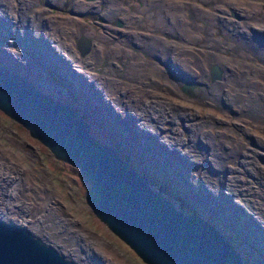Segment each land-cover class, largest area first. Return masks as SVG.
<instances>
[{"label":"rangeland","instance_id":"1","mask_svg":"<svg viewBox=\"0 0 264 264\" xmlns=\"http://www.w3.org/2000/svg\"><path fill=\"white\" fill-rule=\"evenodd\" d=\"M127 1L134 7L137 6V8H142L145 5L144 0ZM163 1L167 3L175 0ZM184 1L185 5L181 10L189 12L190 15L185 14V16H182L180 13L168 12L167 17L164 18L165 20L167 18V21L173 17L176 19L171 21L186 19L187 22L185 24H181L180 21V27L184 31H187V25H191L189 21L193 22V26L198 27L197 33L193 34L199 39H192L193 41H187L188 43L183 41L179 36L180 34L174 33L175 27L170 30L165 29V27H168L167 22H165L164 26L159 23L155 24V33L169 42L173 41L170 42L172 46L179 44L184 49L190 48L189 51L178 53V51L176 52V50L172 49L168 53H164V56H158L159 58L157 57V59L156 56L155 58L151 55L149 56L145 51L141 52L145 66L150 68L153 65H161L164 69L163 75L153 76V74L149 75L147 73L146 76H141L140 78L137 74L134 75L133 72L128 73L124 67L125 64L122 63L126 56L122 58L121 56L124 54L115 53L114 50L119 49V47L113 48L119 46L114 42L121 39V37L119 38L118 33L111 36L108 35L95 22L103 25L105 23L115 25L116 21L119 20V16L132 15L135 10L127 7L125 12H119V14L114 15L115 12H106L108 0H85V2H88L85 4L93 5L95 9H93L94 18L89 15L84 21L96 29L97 32L95 34L101 32L104 34L101 36L106 37L101 38L102 40L97 44L98 49L95 48L97 51H90L86 55H81L75 46L76 41L78 44L79 38L76 36L75 41V38L71 35L68 22L58 23L56 20L59 18H55L57 15L71 16V18L75 19L79 17L78 19L83 20L82 14L79 12L85 9V5H81V8L75 5V3L81 1L0 0V61L3 60L13 71H24L28 75L27 77L37 83L38 81L41 82L42 85L48 83L50 88H58L64 85L70 99H72V93H75V97L78 96L76 94L77 91L81 93V97L86 95L91 103L96 105L94 104L93 108L91 107L92 109L82 108V111L90 122L91 131L101 141L117 146L120 153L125 157L128 156L127 158L139 171L147 174L154 187L162 189L167 197L179 208L199 214L201 213L198 211L209 210L210 215L214 219L213 222L219 220L218 222L223 225L228 234H233L232 230L235 231L237 244L243 254H246L244 256L251 264H264V0H230V2L226 3L228 6L225 7L223 3H214L213 12L208 15L211 18L207 19H201L192 13H205L200 7L209 9V1ZM253 1H256L262 8H257L255 5L247 3H253ZM4 3L7 6L2 8ZM111 5L114 6L113 9L116 11L115 6L118 5ZM122 5L123 7L127 5L125 0ZM194 6H198V8L194 9ZM61 8L66 9L61 10ZM68 9L73 12H69ZM224 11H227L225 20H217L216 18L219 17L214 13L224 15L226 13ZM147 13L156 17L157 9L150 7ZM173 14L176 16H172ZM100 16L108 18L110 21H102ZM46 18L53 23V26L45 27ZM158 19L159 22L165 21L162 18ZM221 20L227 21V24L225 25ZM129 25L124 24V27ZM203 26L205 29L202 28ZM113 29L119 31V26L116 25V28ZM243 29L252 35L248 40L243 38L247 39ZM129 30L130 27L123 28V31ZM138 31L144 32L142 28L138 29ZM62 33L64 34L61 35ZM43 34L47 38L44 39ZM57 39H67V42L73 43L72 52L65 48L66 45L64 47L60 42L58 43ZM242 41L244 42L242 43ZM112 43L115 45H112ZM42 45L45 50L42 49ZM52 49L58 50L65 60L58 59L55 55L56 52ZM258 51H261V53H258ZM209 52L215 57L214 59H209ZM135 53L140 55L139 52L135 51ZM78 56L84 60L80 61ZM88 56L91 57L89 58ZM220 56L222 57L221 60L219 59ZM181 57L188 59L189 62L185 64ZM128 60L135 61L134 58L129 57ZM175 62L178 63V67ZM217 62L221 66L224 62L225 65H228H226L227 69L222 71L220 78L213 79L210 70L213 65L217 66ZM69 65L73 68L75 67L77 72L71 70ZM223 68L222 66L221 70ZM185 70L188 73H185ZM78 72L82 74L80 75ZM99 74L102 75L98 76ZM226 74H230L229 78H233L231 86L228 87L223 83ZM82 75L85 76L84 79L88 84L82 82ZM66 79L71 81L69 86L65 84ZM105 79L108 82H105ZM252 80L253 83L251 82ZM183 81H189L193 84V93H188L184 90V86H181ZM115 82L119 88L114 91L108 85H110L109 83L114 85ZM98 84L102 86L100 87ZM201 85H204V90L207 89L206 91L209 94H213V92L215 94L217 91L220 95H229V97H234L235 94H245L247 97L244 96L247 100L249 97V102L257 101V105L248 104V109H243L233 101L229 102L218 97L216 99L211 98L212 96H209V94L207 96L203 95L204 90H202ZM89 92L93 95H90L92 99L88 96ZM196 92H199L198 95ZM130 93L134 94L130 96L132 101H136L140 97L143 98L142 102L145 103L141 104L142 107L133 105L135 102L132 103L131 101H128V103L132 106L113 102L117 95L127 98L124 94ZM120 101L123 102L122 99ZM85 102L86 106L90 107V102L87 99H85ZM151 104L154 106L152 107ZM259 104L260 106H258ZM253 105L257 107L255 108ZM145 106H149L151 109L148 108L147 111ZM183 110H186L185 113ZM143 115L146 116L144 117ZM164 125L165 127H163ZM217 135L223 136V140L222 137L219 138L222 140L219 145L212 138ZM161 137L166 138L160 139ZM219 147L220 150H218ZM222 148H227L226 160L223 158ZM143 154L145 157L142 156ZM250 154L252 155L250 156ZM141 156L142 158H139ZM198 179L199 181H197ZM176 181L192 192L187 201L185 200L188 197L185 194L187 190H184V186L176 184ZM234 181L241 184L240 187L244 188L246 186L250 189L246 191L237 186L233 191L241 192L242 195H235L227 188V185L233 184L232 182ZM87 185L88 183L82 179L81 170L78 166L55 157L47 145L32 136L23 124L0 109V216L7 220L27 225L36 236L55 246L66 257L72 259L74 264H149L95 214L85 197ZM179 196L181 201L185 198L186 206L181 205L182 203L178 199ZM9 212L10 216L7 214ZM220 218L229 220L234 225L229 221L227 224L225 221L220 222L222 221ZM238 226L243 227V229L238 230ZM247 229L249 230L248 234ZM254 234L257 237L255 239L253 237ZM253 240L255 241L253 242ZM248 241L251 242L249 243ZM248 244L251 247H248ZM252 257H254L255 261H253Z\"/></svg>","mask_w":264,"mask_h":264},{"label":"water","instance_id":"2","mask_svg":"<svg viewBox=\"0 0 264 264\" xmlns=\"http://www.w3.org/2000/svg\"><path fill=\"white\" fill-rule=\"evenodd\" d=\"M78 46L81 54L89 52L90 37L81 34ZM53 51L58 59H64L58 50ZM69 67L77 72L75 67ZM211 73L212 78L221 75L219 67L214 65ZM27 76L24 71H13L0 61V109L23 124L55 157L80 168L82 179L88 183L85 197L92 210L144 261L149 264H251L242 250L240 253L229 243L223 226L219 228L201 214L179 208L117 146L101 141L91 131L82 108L91 109L95 103L86 95L80 97L77 91L80 98L74 101L68 97L64 85L50 88ZM84 77L82 82L87 83ZM184 90L193 93V84L186 82ZM84 99L90 102V107ZM0 264L74 262L36 236L27 225L0 216Z\"/></svg>","mask_w":264,"mask_h":264},{"label":"bare ground","instance_id":"3","mask_svg":"<svg viewBox=\"0 0 264 264\" xmlns=\"http://www.w3.org/2000/svg\"><path fill=\"white\" fill-rule=\"evenodd\" d=\"M79 1H81V2H77V3H75V5H76V7H80L81 5H85V9L83 10V11H81V12H79L80 14H82L81 16H82V18H83V20L82 19H78V18H71V16H66V17H64V16H61V18L60 19H57L56 21L58 22V23H61V22H68V26H69V28H70V30H71V35L75 38V41H76V36H78V38H79V40H80V34H85V35H87L88 37H90V39H91V41H92V47H91V50L90 51H94V50H96L95 48H97V44L99 43V41L100 40H102L101 38H106L105 36H101V35H104L103 33H101V32H98L97 34H95V32H97L96 31V29L94 28V27H91V26H89L88 25V23L86 22V21H84V19H87L88 17V14L90 13V12H93V10L92 9H90L91 7H93V5L91 6L90 4L88 5V4H85V3H88V2H85V0H79ZM145 1V5H144V7H142V8H136L135 9V11L134 12H132V15H126V16H119V20H117L116 21V23H115V25H111L110 23H105V25H103V24H101V23H99V22H95L97 25H99V26H101L102 27V30L105 32V33H107L108 35H113V34H115V33H118V35H119V38L121 37V39H119V40H116V42H114V43H116L117 45H119V46H116V47H113L114 49L115 48H117V47H119V49H115L114 51H115V53H119V55H121V54H124L123 56H121L122 58H125V56H126V58L123 60V64H125V68H126V70L128 71V73L130 72V73H134V75L135 74H137V76H139L140 78H141V76H146V74L148 73L149 75L150 74H153V76L154 75H163L164 73H163V71H164V69H163V66H159V65H153V66H151L150 68H147L145 65L146 64H144V62H143V55L141 54V52L142 51H145V53H147L149 56L151 55V56H153L154 58H155V56H156V59H157V57L158 56H161V55H163L164 56V53L166 54V53H168L169 51H171L172 49H174V50H176V52L178 51V53L179 52H187V51H189V49H184V47H182V46H179V44H177V45H175V46H172L171 44L172 43H170V42H173V41H168L167 39H165V38H163L162 36H160V35H158V34H156L155 33V24H157V23H159V24H161V26L163 25L164 26V24H165V22H167V24H168V27H165V29L166 30H170L172 27L174 28L175 27V30L174 29H172V30H174L175 32V34H177V35H179L180 37H181V39L183 40V41H191L192 39H197L198 37H195L194 36V34L193 33H197V28L198 27H194L193 25H194V23L193 22H191V21H189V23L191 24V25H187V31H184L183 30V28H181L180 27V21H181V24H185V22H187L186 21V19H184L183 17H181V18H183V20H179V21H177V20H174V21H171V20H173V19H176L175 17H173V18H171V20H168L167 21V18H166V20H165V18L164 17H167V14H168V12H173V13H180L182 16L184 15L185 16V14H187V15H190V13L189 12H187V11H183V10H181V8L185 5V1L184 0H175V1H172V2H167V3H165L163 0H144ZM208 2L209 1V9H206V8H202V7H200L202 10H203V12H205V13H192L193 15H196L197 17H199V18H201V19H204V18H209L210 16H208V15H210L212 12H213V7H214V3H223L224 5V7L225 6H228V5H226V3L227 2H230V0H205V2ZM122 0H108V5H107V8H106V12H109V13H111V12H115V14L114 15H117L118 13H119V10H123V6H122ZM239 2V1H238ZM246 2V1H245ZM249 5H255L257 8H262L261 7V5H259L256 1H253V3H249V2H247ZM111 4H116V5H118L119 6V8H118V6H115L116 7V11H114V6L113 5H111ZM7 6V4L6 3H4L3 4V6H2V8H4V7H6ZM91 6V7H90ZM177 6H178V9H177ZM83 7H82V9H83ZM150 7H155L156 9H157V16L155 17V15H151V14H149V13H147V10L150 8ZM189 7H191V6H189ZM8 8V7H7ZM81 8V7H80ZM87 8H89V9H87ZM192 8V7H191ZM196 8H198V6H194V9H196ZM63 8H61V10H62ZM66 8H64L63 10H65ZM8 10V9H7ZM68 10H70L71 12H73L71 9H68ZM171 10H173V11H171ZM258 10V9H257ZM3 12H5V11H3ZM224 12H226L224 15H219V13H214L217 17H219V18H216L217 20H220V19H224L225 20V17H227V11H224ZM257 12V11H256ZM137 13H139V14H137ZM4 14V13H3ZM141 14H143L142 16H140ZM175 14H173L172 16H174ZM178 15V14H177ZM207 15V16H206ZM7 16V15H6ZM169 16V15H168ZM176 16V15H175ZM212 16V15H211ZM56 18H57V16H55ZM93 18H94V15L92 16ZM170 17V16H169ZM44 18V17H43ZM100 18H102L101 20L102 21H110L108 18H104V17H101L100 16ZM157 18H162V19H164L165 21L164 22H159V19L157 20ZM211 18V17H210ZM213 18V17H212ZM236 18V17H235ZM45 19V18H44ZM43 19V20H44ZM180 19V18H179ZM232 19V18H231ZM245 19V18H244ZM61 20V21H60ZM136 20V21H135ZM212 20V19H211ZM233 20V19H232ZM88 21H90V20H88ZM157 21V22H156ZM209 21V20H208ZM222 21V20H221ZM234 21V20H233ZM251 21V20H250ZM253 21V20H252ZM7 22V21H6ZM10 22V21H9ZM44 22V21H43ZM212 22H214V21H212ZM225 25L227 24V21H222ZM58 23H56V24H58ZM208 23V22H207ZM216 23V22H215ZM222 23V24H223ZM235 23H237V22H235ZM235 23H234V25H235ZM8 24V23H7ZM24 24V23H23ZM25 24H26V21H25ZM47 24V25H46ZM46 24H45V22H44V25H45V27L47 28V27H51V26H53V23H51L50 22V20L48 19V18H46ZM124 24H130L128 27H124ZM158 24V25H159ZM220 24V23H219ZM116 25L117 26H119V31H117V30H115V29H113V28H116ZM221 25V24H220ZM167 26V25H166ZM211 26V25H210ZM209 26V27H210ZM238 26V25H237ZM130 27V30L129 31H123V28H129ZM184 27V26H183ZM199 27H201L200 25H199ZM206 27V26H205ZM239 27V26H238ZM140 28H142V30L144 31V32H140V31H138V29H140ZM146 28H151V29H146ZM164 28V27H163ZM202 28H204V26L202 27ZM231 28V27H230ZM23 29H25V28H23ZM28 29V28H27ZM108 29V30H107ZM192 29H196V30H192ZM205 29V28H204ZM208 29V28H207ZM210 29V28H209ZM263 29V28H262ZM1 30V29H0ZM3 30V29H2ZM171 30V31H172ZM211 30V29H210ZM232 30V29H231ZM243 30H245V29H243ZM5 31V30H4ZM22 31V30H21ZM74 31V32H73ZM208 31V30H207ZM219 31V30H218ZM222 31V30H221ZM227 31V30H226ZM235 31V30H234ZM264 31V30H263ZM47 32V31H46ZM209 32V31H208ZM213 32V31H212ZM236 32H238V31H236ZM43 33V32H42ZM206 33V32H205ZM235 33V32H234ZM245 36H247V39L245 38V37H243L244 38V40H248L249 38H251V36L252 35H250V34H248L247 32H246V30H245ZM64 33H62L61 35H63ZM172 34V33H171ZM202 34V33H201ZM261 34V33H260ZM264 34V33H263ZM262 34V35H263ZM200 35V34H199ZM198 35V36H199ZM207 35V34H206ZM43 36H44V39L45 38H47L46 37V35H44L43 34ZM231 36H233V35H231ZM217 37V36H216ZM235 37V36H234ZM237 37H238V34H237ZM51 38V37H50ZM233 38V37H232ZM236 38V37H235ZM199 39V38H198ZM211 39V38H210ZM58 41V43L60 42V44L61 45H64V47H65V45H66V47L65 48H67L68 50H71V52H72V45H73V43H69V42H67L68 40L66 39V40H59V39H57ZM208 40V39H207ZM2 41V40H1ZM193 41V40H192ZM204 41V40H203ZM42 42V41H41ZM41 42H40V44H41ZM79 42V41H78ZM198 42V41H197ZM211 42V41H210ZM209 42V43H210ZM244 41H242V43H243ZM57 43V44H58ZM174 43H176L175 41H174ZM183 43V42H182ZM185 43V42H184ZM188 43V42H187ZM200 43V42H199ZM43 44V43H42ZM47 44V43H46ZM101 44V43H100ZM233 44V43H232ZM6 45V44H5ZM51 45V44H50ZM112 45H115V44H113L112 43ZM181 45V44H180ZM205 45V44H204ZM219 45V44H218ZM56 46V45H55ZM75 46L78 48V50H79V52H80V54H81V51H80V48H79V46H78V44H77V41H76V43H75ZM214 46V45H213ZM245 46V45H244ZM61 47V46H60ZM75 47V48H76ZM99 47V46H98ZM230 47V46H229ZM246 47V46H245ZM264 47V46H263ZM63 48V47H62ZM203 48V47H202ZM42 49H44L45 50V47L42 45ZM57 49H58V47H57ZM98 49V48H97ZM99 49H100V47H99ZM136 49V50H135ZM196 49V48H195ZM207 49V48H206ZM113 50V49H112ZM111 50V51H112ZM193 50V49H192ZM200 50V49H199ZM204 50V49H203ZM228 50V49H227ZM42 51V50H41ZM67 51V50H66ZM90 51L89 52H87L86 54H88V53H90ZM97 51V50H96ZM95 51V52H96ZM135 51L136 52H139V54L140 55H137L136 53H135ZM191 51V50H190ZM234 51H236V50H234ZM251 51V50H250ZM51 52V51H50ZM65 52V51H64ZM70 52V51H69ZM192 52V51H191ZM217 52V51H216ZM240 52V51H239ZM248 52V51H247ZM53 53V52H52ZM67 53H68V51H67ZM111 53V52H110ZM175 53V52H174ZM180 53V54H181ZM205 53V52H204ZM210 53V52H209ZM243 53V52H242ZM258 53H261V51L259 52L258 51ZM64 54V53H63ZM86 54H81V55H86ZM158 54V55H157ZM171 54V53H170ZM220 54V53H219ZM236 54V53H235ZM65 55V54H64ZM79 55V54H78ZM176 55H178V54H176ZM191 55V54H190ZM241 55V54H240ZM246 55V54H245ZM248 55H250V54H248ZM71 56V55H70ZM198 56V55H197ZM237 56V55H236ZM57 57V56H56ZM89 57V56H88ZM91 57V56H90ZM89 57V58H90ZM119 57V56H118ZM128 57L129 58H134L135 59V61H130V60H128ZM171 57V56H170ZM183 57V56H182ZM181 57V58H182ZM192 57V56H191ZM196 57V56H195ZM230 57V56H229ZM233 57V56H232ZM235 57V56H234ZM64 58V57H63ZM78 58H79V60L81 61V60H84L83 58H80L79 56H78ZM98 58V57H97ZM159 58V57H158ZM204 58V57H203ZM215 57L210 53L209 54V59L210 60H212V59H214ZM216 58H218V57H216ZM237 58V57H236ZM4 59V58H3ZM167 59V58H166ZM173 59V58H172ZM183 59V58H182ZM207 59V58H206ZM219 59L221 60L222 59V57L220 56L219 57ZM232 59V58H231ZM235 59V58H234ZM240 59V58H239ZM179 60H180V58H179ZM216 60V59H215ZM246 60V59H245ZM252 60V59H251ZM183 61L185 62V64H187L189 61H188V59H183ZM191 61V60H190ZM195 61V60H194ZM205 61V60H204ZM227 61V60H226ZM86 63H89L88 61H85ZM84 62V63H85ZM164 62H166V60H164ZM219 62V61H218ZM217 62V66L219 67V69H220V71H221V74L223 73L222 71H225L226 69H227V66L226 65H228V64H224L223 63V70H221L222 69V66L219 64ZM238 62V61H237ZM243 62V61H242ZM245 62V61H244ZM256 62V61H255ZM71 63V62H70ZM161 63V62H160ZM175 63H177V62H175ZM195 63H197V62H195ZM227 63V62H226ZM247 63V62H246ZM252 63H254V62H252ZM257 63V62H256ZM262 63V62H261ZM81 64V63H80ZM162 64V63H161ZM199 64V63H198ZM209 64V63H208ZM222 64V63H221ZM244 64V63H243ZM71 65V64H70ZM75 65V64H74ZM77 65V64H76ZM84 65V64H83ZM256 65V64H255ZM38 66H39V64H38ZM187 66V65H186ZM189 66V65H188ZM202 66H204V65H202ZM242 66V65H241ZM177 67H178V63H177ZM198 67V66H197ZM246 67V66H245ZM257 67V66H256ZM264 67V66H263ZM18 68V67H17ZM16 68V69H17ZM40 68V67H39ZM53 68V67H52ZM82 68V67H81ZM171 68H172V66H171ZM183 68V67H182ZM185 68V67H184ZM187 68V67H186ZM190 68V67H189ZM203 68V67H202ZM212 68V67H211ZM21 69V68H20ZM55 69V68H54ZM188 69V68H187ZM197 69V68H196ZM246 69V68H245ZM244 69V70H245ZM252 69V68H251ZM36 70V69H35ZM180 70V69H179ZM231 70H233V69H231ZM243 70V71H244ZM63 71V70H62ZM80 71V70H79ZM87 71V70H86ZM109 71V70H108ZM183 71V70H182ZM191 72H192V70H190ZM211 71V70H210ZM259 71V70H258ZM82 72V71H81ZM185 73H188V71H184ZM199 72V71H198ZM207 72V71H206ZM227 72V71H226ZM233 72V71H232ZM256 72V71H255ZM50 73H51V71H50ZM86 73V72H85ZM112 73V72H111ZM128 73H127V75H128ZM183 73V72H182ZM200 73V72H199ZM240 73H241V71H240ZM31 74V73H30ZM52 74V73H51ZM82 74V73H81ZM84 74V73H83ZM88 74H90V73H88ZM87 74V75H88ZM170 74V73H169ZM178 74V73H177ZM193 74H194V72H193ZM207 74V73H206ZM242 74V73H241ZM259 74V73H258ZM91 75V74H90ZM90 75H88V76H90ZM102 74H99L98 76H101ZM106 75V74H105ZM229 75L230 74H226L225 75V78H224V81H223V83H224V85L225 86H231V84H232V80H233V78H229ZM232 75V74H231ZM234 75V74H233ZM248 75V74H247ZM251 75V74H250ZM254 75V74H253ZM45 76V75H44ZM48 76V75H47ZM61 76V75H60ZM80 76V75H79ZM107 76L109 77V75L107 74ZM124 76V75H123ZM129 76V75H128ZM132 76V75H131ZM152 76V77H153ZM190 76V75H189ZM192 76V75H191ZM196 76V75H195ZM205 76V75H204ZM211 76H212V73H211ZM222 75H220L219 77H215V78H220ZM255 76V75H254ZM77 77V76H76ZM82 77V76H81ZM107 77V78H108ZM147 77H148V75H147ZM178 77V76H177ZM246 77V76H245ZM249 77V76H248ZM247 77V78H248ZM39 78V77H38ZM49 78V77H48ZM75 78V77H74ZM78 78V77H77ZM90 78V77H89ZM95 78V77H94ZM111 78H112V76H111ZM134 78V77H133ZM215 78H213V79H215ZM237 78V77H236ZM256 78H257V76H256ZM41 79V78H40ZM63 79H64V77H63ZM88 79V78H87ZM100 79V78H99ZM153 79V78H152ZM190 79V78H189ZM249 79V78H248ZM248 79H246V80H248ZM258 79V78H257ZM42 80H44V79H42ZM51 80V79H50ZM90 80V79H89ZM164 80V79H163ZM169 80V79H168ZM187 80V79H186ZM237 80V79H236ZM254 80V79H253ZM253 80L251 81L252 83H253ZM108 82V80L107 79H105V82ZM114 81H116V80H114ZM144 81V80H143ZM194 81V80H193ZM245 81V80H244ZM91 82V81H90ZM95 82V81H94ZM104 82V81H103ZM113 82V81H112ZM111 82V83H112ZM137 82V81H136ZM147 82V81H146ZM152 82V81H151ZM167 82V81H166ZM186 82H188V81H186ZM186 82H182V84H181V86H185V83ZM220 82H222V81H220ZM250 82V81H249ZM251 82H250V84H251ZM255 82V81H254ZM257 82V81H256ZM255 82V83H256ZM63 83V82H62ZM74 83V82H73ZM111 83H109L110 85H108L112 90H117V88H119L118 87V85H117V83L115 82L114 83V85L113 84H111ZM135 83V82H134ZM148 83V82H147ZM154 83H155V80H154ZM158 83V82H157ZM200 83V82H199ZM219 83V82H218ZM257 83H259V82H257ZM48 84V83H47ZM66 84H67V86H69L70 84H71V81L70 80H68L67 79V81H66ZM82 84V83H81ZM144 84V83H143ZM169 84V83H168ZM202 84V83H201ZM222 84V83H221ZM90 85V84H89ZM95 85V84H94ZM99 85V84H98ZM97 85V86H98ZM148 85V84H147ZM171 85V84H170ZM175 85V84H174ZM234 85V84H233ZM257 85V84H256ZM49 86V85H48ZM92 86V85H91ZM100 86V85H99ZM102 86V85H101ZM100 86V87H101ZM124 86V85H123ZM161 86V85H160ZM219 86V85H218ZM241 86V85H240ZM262 86V85H261ZM54 87V86H53ZM145 87V86H144ZM147 87V86H146ZM201 87H202V90H204V85H201ZM226 87V88H227ZM264 87V86H263ZM78 88V87H77ZM124 88V87H123ZM219 88V87H218ZM248 88V87H247ZM254 88V87H253ZM99 89V88H98ZM102 89V88H101ZM104 89V88H103ZM160 89H161V87H160ZM214 89V88H213ZM242 89V88H241ZM248 89H250V88H248ZM256 89V88H255ZM260 89V88H259ZM258 89V90H259ZM262 89V88H261ZM105 90V89H104ZM120 92H122L120 89H118ZM147 90V89H146ZM163 90V89H162ZM195 90V89H194ZM207 90V89H206ZM206 90H204V94L203 95H206L207 96V94H209ZM251 90V89H250ZM69 91V90H68ZM113 91V92H114ZM176 91V90H175ZM226 91H228V90H226ZM247 91V90H246ZM257 91V90H256ZM264 91V90H263ZM96 92V91H95ZM156 92V91H155ZM200 92H202V91H200ZM237 92V91H236ZM251 92V91H250ZM260 92V91H259ZM94 93V92H93ZM197 93V92H196ZM199 93V92H198ZM198 93H197V95H198ZM227 93V92H226ZM256 93V92H255ZM261 93V92H260ZM75 94V93H74ZM74 94H72L71 95V100H79V97L77 98V97H75L74 96ZM108 94V93H107ZM113 94V93H112ZM142 94V93H141ZM264 94V93H263ZM117 95V94H116ZM127 98H123V97H121V96H116L117 98H114V101H113V99H112V101L113 102H119V103H121L122 105H124V104H128V105H130L129 103H128V101H131L132 103L133 102H135L133 105H135V106H139V107H142L141 106V104H143V103H145V102H142V100H143V98H139L138 100H136V101H132V100H130V96H133L134 94H124ZM160 95V94H159ZM245 95V94H244ZM244 95H238V94H235L234 95V97H229V95L227 96H222V95H220L219 93H218V91L214 94V92H213V94L211 93V94H209V96H212L211 98H223V99H226V100H228L229 102L231 101H233V102H235L236 104H238V106L240 107V108H243V109H246L247 108V105L248 104H254V105H257V101L255 102V101H248L249 100V97H248V100H247V96L245 97ZM253 95V94H252ZM259 95V94H258ZM262 95V94H261ZM105 96V95H104ZM107 96V95H106ZM114 96V95H113ZM158 96V95H157ZM182 96V95H181ZM192 96V95H191ZM264 96V95H263ZM81 97V96H80ZM123 100V102L122 101H120L121 99ZM159 98V97H158ZM203 98H204V96H203ZM255 98V97H254ZM251 100H252V98H250ZM85 100V99H84ZM100 100V99H99ZM109 100H110V98H109ZM170 100V99H169ZM264 100V99H263ZM175 101V100H174ZM261 101V100H260ZM110 102V101H109ZM142 102V103H141ZM148 102V101H147ZM183 102V101H182ZM200 102V101H199ZM202 102V101H201ZM223 102V101H222ZM228 102V103H229ZM102 103V102H101ZM153 103V102H152ZM160 103V102H159ZM169 103V102H168ZM227 103V104H228ZM108 104H110V103H108ZM117 104V103H116ZM138 104V105H137ZM163 104V103H162ZM175 104V103H174ZM178 104V103H177ZM234 104V103H233ZM232 104V105H233ZM147 105H149V104H147ZM171 105H173V104H171ZM180 105V104H179ZM213 105H214V103H213ZM231 105V104H230ZM253 105V106H254ZM121 106V105H120ZM130 106H132V105H130ZM151 106L153 107L154 105H152L151 104ZM158 106V105H157ZM162 106V105H161ZM166 106V105H165ZM182 106H183V104H182ZM187 106V105H186ZM249 106H251V105H249ZM258 106H260V104L258 105ZM123 107V106H122ZM172 107V106H171ZM233 107V106H232ZM235 107V106H234ZM255 108L257 107V106H254ZM262 107V106H261ZM115 108V107H114ZM117 108H119V107H117ZM148 108H150L151 109V107H149V106H145V109L148 111ZM163 108V107H162ZM181 108V107H180ZM236 108H238V107H236ZM260 108V107H259ZM92 109V108H91ZM132 109V108H131ZM140 109V108H139ZM155 109V108H154ZM153 109V110H154ZM166 109V108H165ZM171 109V108H170ZM179 109V108H178ZM248 109V108H247ZM120 110V109H119ZM118 110V111H119ZM122 110H124L123 108H122ZM128 110V109H127ZM141 110V109H140ZM172 110V109H171ZM214 110V109H213ZM237 110H239V109H237ZM254 110V109H253ZM137 111V110H136ZM155 111V110H154ZM157 111V110H156ZM162 111V110H161ZM166 111V110H165ZM182 111V110H181ZM184 111V110H183ZM186 111V110H185ZM185 111H184V113H185ZM244 111V110H243ZM258 111V110H257ZM140 112V111H139ZM144 112V111H143ZM142 112V113H143ZM151 112V111H150ZM153 112V111H152ZM251 112V111H250ZM101 113V112H100ZM121 113V112H120ZM175 113V112H174ZM210 113V112H209ZM254 113H256L255 111H254ZM89 114V113H88ZM117 114V113H116ZM133 114V113H132ZM144 114V113H143ZM90 115V114H89ZM138 115V114H137ZM166 115V114H165ZM181 115V114H180ZM184 115V114H183ZM259 115H261V114H259ZM264 115V114H263ZM136 116V115H135ZM144 117L146 116V115H143ZM147 116H149V115H147ZM152 116V115H151ZM134 117V116H133ZM142 117V116H141ZM143 117V118H144ZM170 117V116H169ZM179 117V116H178ZM148 118V117H147ZM152 118V117H151ZM155 118V117H154ZM153 118V119H154ZM146 119V118H145ZM150 119V118H149ZM163 119H165V118H163ZM192 119V118H191ZM255 119V118H254ZM103 121H104V119H103ZM134 121V120H133ZM164 121V120H163ZM178 121V120H177ZM162 122V121H161ZM132 123V122H131ZM153 123V122H152ZM139 124V123H138ZM142 125V124H141ZM193 125H194V123H193ZM137 126V125H136ZM139 126V125H138ZM152 126V125H151ZM154 126V125H153ZM176 126V125H175ZM203 126V125H202ZM205 126V125H204ZM130 127V126H129ZM162 127V126H161ZM163 127H165V125L163 126ZM196 127V126H195ZM194 127V128H195ZM101 128V127H100ZM143 128H144V126H143ZM168 128V127H167ZM205 128V127H204ZM172 129V128H171ZM170 129V130H171ZM198 129V128H197ZM249 129V128H248ZM151 130V129H150ZM203 130V129H202ZM97 131V130H96ZM156 131V130H155ZM159 131V130H158ZM177 131V130H176ZM249 131H251V130H249ZM203 132V131H202ZM100 133V132H99ZM197 133H198V131H197ZM201 133V132H200ZM171 134V133H170ZM206 134V133H205ZM204 135V134H203ZM174 136V135H173ZM181 136V135H180ZM107 137V136H106ZM138 137H139V135H138ZM182 137V136H181ZM194 137V136H193ZM220 137H222V140H223V136L222 135H217V136H213L212 138L214 139V141L219 145L220 143H221V141L222 140H220L219 138ZM259 137H260V135H259ZM144 138V137H143ZM159 138V137H158ZM163 137H161L160 139H162ZM164 138H166V137H164ZM163 138V139H164ZM171 138V137H170ZM176 138V137H175ZM196 138H197V136H196ZM204 138V137H203ZM262 138V137H261ZM139 140V139H138ZM153 140V139H152ZM158 140V139H157ZM166 140V139H165ZM172 140H173V138H172ZM186 140V139H185ZM225 140V139H224ZM261 140V139H260ZM195 141V140H194ZM212 141V140H211ZM173 142V141H172ZM207 142V141H206ZM258 142H259V140H258ZM264 142V141H263ZM146 143V142H145ZM170 143V142H169ZM211 143V142H210ZM224 143V142H223ZM222 143V144H223ZM214 144V143H213ZM140 145V144H139ZM149 145V144H148ZM225 145H227V144H225ZM238 145H240L239 143H238ZM262 145H263V143H262ZM217 146V145H216ZM264 146V145H263ZM229 147V146H228ZM261 147V146H260ZM150 148V147H149ZM249 149V148H248ZM252 149V148H251ZM250 149V150H251ZM187 150V149H186ZM190 150V149H189ZM218 150H220V147H219V149ZM231 150V149H230ZM253 150V149H252ZM120 151V150H119ZM257 151V150H256ZM151 152H152V150H151ZM157 152V151H156ZM219 152V151H218ZM221 152H222V154H223V158H225V160L227 159V148L226 149H224V148H222L221 149ZM233 152V151H232ZM253 152V151H252ZM179 153H181V152H179ZM254 153V152H253ZM261 153V152H260ZM165 154V153H164ZM185 154V153H184ZM221 154V153H220ZM219 154V155H220ZM155 155V154H154ZM159 155V154H158ZM228 155H229V153H228ZM252 154H250V156H251ZM230 156V155H229ZM228 156V157H229ZM128 157V156H127ZM182 157V156H181ZM217 157V156H216ZM222 158V157H221ZM135 159V158H134ZM146 159V158H145ZM161 159V158H160ZM219 159V158H218ZM217 159V160H218ZM130 160V159H129ZM164 160H166V159H164ZM221 161V160H220ZM231 161V160H230ZM212 162V161H211ZM142 164V163H141ZM164 164V163H163ZM214 164V163H213ZM223 164H225V163H223ZM139 165V164H138ZM209 165V164H208ZM146 166V165H145ZM227 166V165H226ZM151 167V166H150ZM229 168V167H228ZM145 169V168H144ZM142 170V169H141ZM145 171H146V169H145ZM182 171V170H181ZM184 173V172H183ZM190 174V173H189ZM205 174V173H204ZM203 174V175H204ZM228 174V173H227ZM186 175V174H185ZM195 175V174H194ZM206 175V174H205ZM232 177V176H231ZM5 179V178H4ZM178 179V178H177ZM187 179V178H186ZM189 179V178H188ZM203 179H205V178H203ZM239 179V178H238ZM237 179V180H238ZM165 180V179H164ZM219 180V179H218ZM235 180V179H234ZM186 181V180H185ZM194 181V180H193ZM197 181H199V179L197 180ZM206 181H208L207 179H206ZM210 181V180H209ZM213 181V180H212ZM184 182V181H183ZM188 182V181H187ZM19 183V182H18ZM211 183V182H210ZM233 184H230V185H227V188H228V190L230 189V191L232 192V193H234L235 195H242L241 194V192H234L233 190L235 189V187H237V186H239L240 187V185L241 184H238L237 182H232ZM235 183V184H234ZM245 184V183H244ZM161 186V185H160ZM249 186V185H248ZM226 187V186H225ZM4 188V187H3ZM241 189H243V190H246V191H248V189H250L249 187H244V188H242V187H240ZM252 188V187H251ZM158 189H160V188H158ZM225 189V188H224ZM167 190V189H166ZM201 191V190H200ZM253 191V190H252ZM17 192V191H16ZM225 192V191H224ZM254 192V191H253ZM250 193V192H249ZM256 193V192H255ZM12 194V193H11ZM16 194V193H15ZM178 194V193H177ZM190 194V193H189ZM215 194V193H214ZM198 195V194H197ZM261 195V194H260ZM8 196V195H7ZM11 196V195H10ZM172 197V196H171ZM202 197V196H201ZM16 198V197H15ZM19 198V197H18ZM11 199V198H10ZM179 199V198H178ZM233 199V198H232ZM181 200V199H180ZM227 200V199H226ZM11 201V200H10ZM198 201V200H197ZM184 202V201H183ZM230 202V201H229ZM262 202V201H261ZM264 203V202H263ZM180 204V203H179ZM184 204V203H183ZM216 204V203H215ZM218 205V204H217ZM186 206V205H185ZM212 206V205H211ZM215 206V205H214ZM222 206V205H221ZM225 207V206H224ZM214 208V207H213ZM229 208V207H228ZM183 209V208H182ZM219 209V208H218ZM247 209V208H246ZM187 210V209H186ZM237 210V209H236ZM240 210H242V209H240ZM222 211V210H221ZM8 212V211H7ZM224 212V211H223ZM228 212V211H227ZM230 212V211H229ZM250 212V211H249ZM225 213V212H224ZM9 216H10V212L9 213H7ZM6 214V215H7ZM12 214V213H11ZM240 214V213H239ZM5 215V216H6ZM3 216V215H2ZM203 216V215H202ZM221 216H223V215H221ZM229 217V216H228ZM7 218V217H6ZM9 218V217H8ZM11 218V217H10ZM207 218V217H206ZM210 218V219H209ZM209 218H207L208 220H210L212 223H214V224H216L219 228H222V226L223 225H221L218 221H215V222H213V217L212 216H209ZM211 218H212V220H211ZM226 218V217H225ZM216 219V218H215ZM237 220V219H236ZM229 221V220H228ZM221 222V221H220ZM230 222V221H229ZM240 222V221H239ZM232 225H234V223L233 222H230ZM237 224V223H236ZM264 224V223H263ZM33 225V224H32ZM58 225V224H57ZM240 225V224H239ZM232 227V226H231ZM239 227V229L238 230H242L243 229V227H241V226H238ZM40 228V227H39ZM250 229V228H249ZM39 230V229H38ZM233 231V234H228V238L230 239L229 240V243L230 244H232L240 253H241V249H240V247H239V245L237 244V241H236V237H235V235L237 236V234L235 233V231L234 230H232ZM226 232V231H225ZM263 232V231H262ZM227 233V232H226ZM249 233V230L247 229V234ZM258 234V233H257ZM262 236V235H261ZM254 239L255 238H257L256 236H255V234H254ZM63 241V240H62ZM255 240H253V242H254ZM249 243L251 242V241H248ZM250 244H248V246H249ZM249 247H251V246H249ZM67 248V247H66ZM244 248V247H243ZM260 250V249H259ZM264 250V249H263ZM72 251V250H71ZM255 258H257V257H255ZM263 260V259H262Z\"/></svg>","mask_w":264,"mask_h":264},{"label":"trees","instance_id":"4","mask_svg":"<svg viewBox=\"0 0 264 264\" xmlns=\"http://www.w3.org/2000/svg\"><path fill=\"white\" fill-rule=\"evenodd\" d=\"M95 105H96V104H95ZM85 117H86V116H85ZM86 118H87V117H86ZM142 156L145 157L144 154H143ZM142 156L139 157V158H142ZM174 177H175V176H174ZM176 184H178V181H176ZM179 184H180V182H179ZM179 184H178V185H179ZM180 185H182V184H180ZM182 186H184V185H182ZM179 187H180V186H179ZM184 187H185V189H184ZM184 187H183V189H184V190H187V191H185V192H186L185 194L188 195L187 199H185V198H184V199L187 201V200L189 199L190 195L192 194V192L189 191V190L187 189L186 186H184ZM180 188H181V187H180ZM181 193H182V191H181ZM189 193H190V194H189ZM179 199H181L180 196H179ZM184 199H183L182 201L180 200V203H182V204H181L182 206L187 205ZM183 201H184V202H183ZM183 203H184V204H183ZM198 212H200L202 215H204V217H207V218H209V216H211L210 213H209V210H207V211H203V210H201V211H198ZM196 213H197V212H196ZM209 219H210V218H209Z\"/></svg>","mask_w":264,"mask_h":264},{"label":"flooded vegetation","instance_id":"5","mask_svg":"<svg viewBox=\"0 0 264 264\" xmlns=\"http://www.w3.org/2000/svg\"><path fill=\"white\" fill-rule=\"evenodd\" d=\"M93 1V0H92ZM123 2H122V4L124 3V0H122ZM126 1V3H127V5H124V7H123V10H119V12H125V10L127 9V7H129V8H132V9H136L137 8V6L136 7H134L131 3H129L127 0H125ZM140 1V0H139ZM123 6V5H122ZM90 9H95V6H93V7H91ZM69 12H71L70 10H69ZM119 14V13H118ZM89 15H91V16H93V12H90L89 14H88V16ZM57 16V15H56ZM64 17H66V16H64ZM56 18V17H55ZM57 18H61V16H57Z\"/></svg>","mask_w":264,"mask_h":264}]
</instances>
